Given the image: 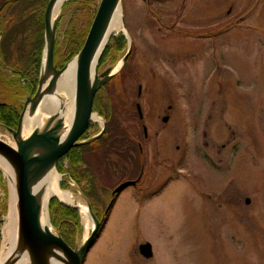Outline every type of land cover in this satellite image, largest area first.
Masks as SVG:
<instances>
[{
	"label": "rangeland",
	"instance_id": "obj_1",
	"mask_svg": "<svg viewBox=\"0 0 264 264\" xmlns=\"http://www.w3.org/2000/svg\"><path fill=\"white\" fill-rule=\"evenodd\" d=\"M64 4L60 41L71 15V7ZM182 4L121 1L125 29L110 37L98 72L123 61L128 47L117 50L116 41L126 32L133 56L129 69L117 73L120 93L113 86L111 91L123 124L134 142H141L145 166L140 183L127 187L109 213H101L107 216L106 225L83 264H264V0ZM11 77L8 86L0 82V101L20 108L28 89L16 75ZM105 94L102 90L98 95ZM94 112L103 122L93 121L88 137L106 121ZM166 115L169 120L164 122ZM131 160L110 156L111 186L139 175ZM58 172L62 189L85 198L67 173ZM0 181L2 249L11 189L1 168ZM65 181L66 188L61 185ZM53 198L61 202L49 197L46 211L58 232L50 211ZM80 219L76 244L86 233L81 212ZM94 225H89V235ZM145 242L153 245L152 258L139 251Z\"/></svg>",
	"mask_w": 264,
	"mask_h": 264
},
{
	"label": "water",
	"instance_id": "obj_2",
	"mask_svg": "<svg viewBox=\"0 0 264 264\" xmlns=\"http://www.w3.org/2000/svg\"><path fill=\"white\" fill-rule=\"evenodd\" d=\"M57 1L49 0L45 11V45L36 92L34 95L30 94L25 98L24 107L20 113L16 128L0 123L1 126L13 133L17 144V147H14L0 138V154L11 162L16 170L19 241L22 247L30 254L32 264H48L49 255L53 247H58L62 250L68 257L69 264H82L85 254L97 239L105 219L104 215L101 219L97 216L90 200L83 193L85 196L83 198L89 205L95 225L91 234L81 244H76L73 247L59 232H54L51 226L43 225L41 219L42 204L36 195L34 186L41 181L51 168L57 167L59 159L66 155L71 148L93 141L105 130L106 121L104 122L103 129L98 134L87 139H81V136L88 129L90 122L94 120L93 104L96 93L117 73L112 72L114 66L99 73L98 65L96 67V74L93 75V60L103 47L107 31L115 12L121 5V0L100 1L85 44L73 58H77L78 60L76 104L74 117L67 136L62 138L60 131L65 126L64 119H57L59 116L55 112L50 114L42 130L35 129L28 137H22L25 116L28 113H36L45 95L56 91L59 78L68 66V63H66L62 68H58L55 63L59 14L53 18V11ZM124 33L129 41V47L123 58V63L127 60L133 46L126 32ZM105 48L103 47L102 51H100L99 63ZM141 93L142 86L140 85L138 95L140 96ZM137 110L140 118H143L142 107L139 102H137ZM168 119L169 116H165L163 121L167 122ZM143 128L145 135H147L146 126ZM137 181L125 180L118 184L111 192L113 199L116 194L121 193L128 186L136 184ZM49 200L47 201V209ZM61 202L78 208L76 205ZM112 202L111 200L107 206L105 214L110 210ZM139 251L145 258H152L154 255L153 245L150 242L140 244Z\"/></svg>",
	"mask_w": 264,
	"mask_h": 264
},
{
	"label": "trees",
	"instance_id": "obj_3",
	"mask_svg": "<svg viewBox=\"0 0 264 264\" xmlns=\"http://www.w3.org/2000/svg\"><path fill=\"white\" fill-rule=\"evenodd\" d=\"M100 1L68 0L65 2V7H71V15L62 41L58 39L56 43L55 62L59 67H63L83 48ZM47 2L48 0H8L10 13L15 17V21L12 25L5 27L3 32H0V34L3 33L0 41V48L4 53L3 63L8 64L17 71H21L25 83H29L32 87H36L38 84L43 61L45 45L44 11ZM63 17L64 15L60 18V22ZM126 47L127 39L122 33L117 38L116 49L124 50ZM1 66L0 64V69ZM127 69H129V62L123 66L120 70L121 73H119L122 75ZM120 74H116L107 82L97 92L94 100V110L106 118L105 131L93 141L71 148L60 159V166L58 167V170L67 173L81 187L100 219L102 218L101 213L112 200L111 197L108 200V195L122 181L121 179L114 186L109 184L108 177L112 176L108 175V172H111L110 156L117 154L128 161L133 159L131 160L133 162V172L140 173L144 164L139 145L134 142L131 133L123 124L117 100L111 91L113 86L115 94L120 93L119 88L116 87L121 86L122 83ZM113 81H115L114 84H112ZM0 82L6 84V86L9 85L8 79L2 75L1 70ZM102 90H106V94L100 98L98 94ZM20 106L19 108L13 103L0 101V123L16 128L23 104H20ZM91 126L92 124L82 138L88 137ZM132 149L137 153V157L139 155L137 159H134ZM65 159L67 160L66 167L62 165V161ZM136 177L138 175L129 176L127 179ZM61 185L66 188L67 182L65 181ZM118 197L119 194H116L114 200H112L110 210L115 205ZM50 211L52 223L57 227L58 232L71 246H75L77 236H74V230L77 231L81 227L79 209L65 205L53 198L50 202ZM106 219L107 216L103 221L102 229L106 225Z\"/></svg>",
	"mask_w": 264,
	"mask_h": 264
},
{
	"label": "bare ground",
	"instance_id": "obj_4",
	"mask_svg": "<svg viewBox=\"0 0 264 264\" xmlns=\"http://www.w3.org/2000/svg\"><path fill=\"white\" fill-rule=\"evenodd\" d=\"M66 0H58L53 11V18L57 16ZM122 7H118L109 29L103 47H106L110 37L113 34L124 30ZM103 47L99 50L93 60V75L96 74V67L99 65V54ZM123 61H119L112 68V72L120 70ZM78 60L77 58L68 62L66 70L59 78L57 89L55 92L46 94L42 102L37 108L36 113L27 114L25 116L22 137H28L35 129L42 130L45 127V122L51 113H58V118H63L65 126L60 131L62 138H65L70 130L72 120L75 113L76 104V75H77ZM93 118L96 121L103 122V119L94 114ZM0 138L8 144L17 147L13 133L0 125ZM0 168L10 181L11 202L10 210L5 218L6 222L3 226V244L0 249V264H32V259L28 251H26L19 241V211L17 203V178L14 165L0 154ZM61 175L56 167L51 168L45 176L35 186L34 190L39 201L42 204L41 219L43 225H50L47 214V201L51 196H57L61 201L76 205L82 214L83 222L85 223L86 233L84 240L89 235V225L94 224L92 212L87 201L74 194L71 190L62 189L60 186ZM94 227V226H93ZM92 227V228H93ZM52 230L57 232L52 226ZM48 264H69L68 257L58 247H53L49 255Z\"/></svg>",
	"mask_w": 264,
	"mask_h": 264
},
{
	"label": "flooded vegetation",
	"instance_id": "obj_5",
	"mask_svg": "<svg viewBox=\"0 0 264 264\" xmlns=\"http://www.w3.org/2000/svg\"><path fill=\"white\" fill-rule=\"evenodd\" d=\"M150 2H151V0H149ZM155 1H160V0H155ZM48 2H49V0H48ZM48 2H47V4H46V7H47V5H48ZM182 2H183V4H182V6H184V3L186 2V0H182ZM46 7H45V11H46ZM202 9V8H201ZM176 10H177V8H176ZM231 10H232V8L230 9V11L228 12V13H230L231 12ZM45 11H44V21H45ZM155 12V11H154ZM192 13L194 12V13H197L199 16H201L204 12H202L201 10H199V12L196 10H192L191 11ZM202 12V13H201ZM183 14V12H178V15L179 16H181ZM188 14V13H187ZM15 21V17L13 16V14H11L10 13V6L8 5V0H0V32H3V29L5 28V27H7V26H10V25H12V23ZM59 25H60V21H59ZM218 32V31H217ZM2 35H3V33H1L0 34V41H1V37H2ZM196 36L197 37H200V38H202V37H206V34L205 33H196ZM1 43V42H0ZM1 47V46H0ZM4 53H2V51H1V48H0V64L2 65L1 66V71H2V75H4L7 79H8V81L10 82V81H13V80H11V79H13L11 76L12 75H16L17 76V78L19 79V82L21 83V85L24 87V88H27L28 89V91L24 94L25 96H26V94L28 95V94H34L35 93V91H36V87H32L29 83H25L26 81H25V79L23 78V73L21 72V71H17L15 68H12V67H10L8 64H6V63H3V57H4V55H3ZM132 56H133V54H132V52H131V54L128 56V58H127V60H126V62H125V64L127 63V62H129V60L130 59H132ZM124 64V65H125ZM140 85L142 86V84H139L138 85V91H139V87H140ZM142 90H143V86H142ZM142 94V93H141ZM139 96V95H138ZM141 96V95H140ZM23 99V98H22ZM137 105V104H136ZM166 116H169V115H166ZM164 118V117H163ZM163 118H162V120H163ZM142 119V118H141ZM169 120V119H168ZM145 137H147V135H145ZM138 145H139V148H140V152H142V145H141V142L139 143L138 142ZM145 165L143 164V167H144ZM143 167H142V169H143ZM142 171V170H141ZM141 173V172H140ZM139 173V175H138V177H136V178H134V179H138V181H137V183L136 184H138V183H140V181H141V179H142V176H143V174L141 173L140 174ZM0 234H1V231H0ZM1 236V235H0ZM0 242H1V239H0Z\"/></svg>",
	"mask_w": 264,
	"mask_h": 264
}]
</instances>
